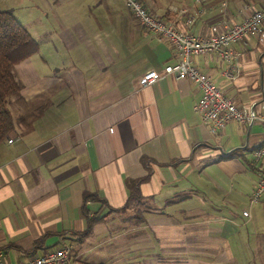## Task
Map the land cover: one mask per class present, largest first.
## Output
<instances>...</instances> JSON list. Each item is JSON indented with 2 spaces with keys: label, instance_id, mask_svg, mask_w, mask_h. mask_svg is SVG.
Instances as JSON below:
<instances>
[{
  "label": "crops",
  "instance_id": "crops-1",
  "mask_svg": "<svg viewBox=\"0 0 264 264\" xmlns=\"http://www.w3.org/2000/svg\"><path fill=\"white\" fill-rule=\"evenodd\" d=\"M179 1L174 11H204L191 27L178 11L171 21L209 35L226 18L242 22L263 0ZM111 18L99 28L65 29L58 41L48 31L32 34L39 51L15 65L21 90L7 99L14 128L0 144L6 264L64 244L72 246V264H107L135 244L149 258L151 243L158 264H264V196L249 203L264 171V159L254 156L263 126L230 122L213 134L194 109L202 95L196 82L166 75L141 85L149 70L164 74L178 62L176 48L132 13ZM234 47L235 80L225 77L228 63L217 54L193 62L237 105L264 109V40L249 34ZM84 206L91 216L110 213L88 235ZM124 209L136 213L128 228L119 227ZM110 225L115 234L87 243Z\"/></svg>",
  "mask_w": 264,
  "mask_h": 264
},
{
  "label": "built area",
  "instance_id": "built-area-1",
  "mask_svg": "<svg viewBox=\"0 0 264 264\" xmlns=\"http://www.w3.org/2000/svg\"><path fill=\"white\" fill-rule=\"evenodd\" d=\"M125 1L138 23L153 33L157 39L170 41L180 57L177 63L165 67L164 74H160L156 69L149 70L141 79V85H150L166 75L196 82L202 91V95L194 109L200 114L203 123L209 126L213 134H216L230 122L247 125L258 122L264 128V109H258L255 106L237 105L231 97L214 83L207 73L203 72L193 62L194 56L217 54L228 63L224 70L225 77L235 80L239 73L240 54L234 45L244 41L249 34H257L261 40H264V0L259 8L252 9L242 22L231 24L230 20L226 18L223 21V30L209 35H197L179 29L175 22L163 20L151 13L149 7L142 0ZM202 1L196 0L195 2L201 3ZM249 6L250 4L246 8H250ZM175 11L187 14L186 25L191 27L204 9L198 8L195 12H192L190 7L187 6ZM8 142L12 143L13 139L8 140ZM254 156L257 159H264V143L256 149ZM263 196L264 171L250 196L249 203L251 205L258 203ZM244 215L250 216V213L244 211ZM71 253L72 246L64 244L53 250H46L41 255H34L19 264H72ZM0 264H6L5 251L1 248Z\"/></svg>",
  "mask_w": 264,
  "mask_h": 264
},
{
  "label": "rangeland",
  "instance_id": "rangeland-1",
  "mask_svg": "<svg viewBox=\"0 0 264 264\" xmlns=\"http://www.w3.org/2000/svg\"><path fill=\"white\" fill-rule=\"evenodd\" d=\"M145 1V0H144ZM146 2V1H145ZM157 4L162 7L165 5L181 6L179 0H156ZM150 7V5L146 2ZM12 10L17 19L27 28L32 34H40V31H48L53 34L56 41L65 29H72L73 27L86 30V28L103 26V24L113 23L111 15H130L125 0H0V11ZM56 34H58L56 36ZM33 37V36H32ZM34 38V37H33ZM47 35L43 34L42 44H46ZM47 55V52H44ZM49 58V57H48ZM74 58L71 56L70 60ZM52 63H59L61 65L60 57H53ZM12 109V107H10ZM249 207V206H248ZM136 213H131L124 209L119 212L117 216L120 219L119 227H129L132 220L135 219ZM117 228H112L111 225L87 240V243H100L106 234H115ZM120 231V229H118ZM128 245L125 254L119 256L118 259L111 257L104 261L107 264H158L159 261L153 259L158 256L155 244H149L148 255L146 258V251H141V245ZM146 246V244H144ZM138 252V253H137ZM140 254V255H138ZM165 261V260H164ZM230 264H238L237 260H230ZM168 262V261H165Z\"/></svg>",
  "mask_w": 264,
  "mask_h": 264
},
{
  "label": "trees",
  "instance_id": "trees-1",
  "mask_svg": "<svg viewBox=\"0 0 264 264\" xmlns=\"http://www.w3.org/2000/svg\"><path fill=\"white\" fill-rule=\"evenodd\" d=\"M142 1L146 6H148L146 2L150 5L148 7L151 13L163 20L171 21V15L175 14L173 5L168 4L165 6V10L158 12L156 0ZM22 47L24 50L21 51ZM38 51V43L27 28L17 19L13 11H0V144L10 137L14 128V119L8 107L7 99L10 96L19 94L21 90V85L14 74L15 65ZM245 162L249 167L254 163L246 156ZM90 197L87 196L85 200ZM84 211L88 218V227L84 232L85 235L92 231L96 223L105 220L110 214L107 213L101 217L91 216L86 206H84Z\"/></svg>",
  "mask_w": 264,
  "mask_h": 264
}]
</instances>
